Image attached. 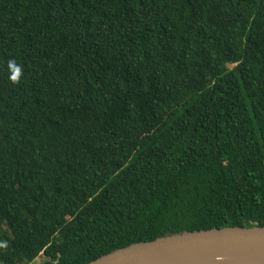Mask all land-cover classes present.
<instances>
[{
    "label": "trees",
    "instance_id": "16d2710c",
    "mask_svg": "<svg viewBox=\"0 0 264 264\" xmlns=\"http://www.w3.org/2000/svg\"><path fill=\"white\" fill-rule=\"evenodd\" d=\"M253 225L264 0H0V264Z\"/></svg>",
    "mask_w": 264,
    "mask_h": 264
},
{
    "label": "water",
    "instance_id": "95a60500",
    "mask_svg": "<svg viewBox=\"0 0 264 264\" xmlns=\"http://www.w3.org/2000/svg\"><path fill=\"white\" fill-rule=\"evenodd\" d=\"M83 264H264V225L170 233L130 243Z\"/></svg>",
    "mask_w": 264,
    "mask_h": 264
},
{
    "label": "rangeland",
    "instance_id": "374dc122",
    "mask_svg": "<svg viewBox=\"0 0 264 264\" xmlns=\"http://www.w3.org/2000/svg\"><path fill=\"white\" fill-rule=\"evenodd\" d=\"M42 261V255H38L34 258L33 264H38Z\"/></svg>",
    "mask_w": 264,
    "mask_h": 264
}]
</instances>
